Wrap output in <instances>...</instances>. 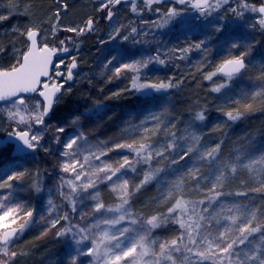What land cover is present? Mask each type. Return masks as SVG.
<instances>
[{"label": "snow or ice", "instance_id": "snow-or-ice-1", "mask_svg": "<svg viewBox=\"0 0 264 264\" xmlns=\"http://www.w3.org/2000/svg\"><path fill=\"white\" fill-rule=\"evenodd\" d=\"M142 2L150 6L161 0H142ZM188 2L189 0H176L177 4ZM120 3L121 0H104L101 7L108 8V20H112V7ZM228 3L229 0H195L191 3V7L197 9L200 16L207 18ZM238 7L240 11H237V8H229L225 11H231L240 17L245 14V11L259 13V24L264 27V4L256 7L250 0H241ZM133 11H137L135 5H133ZM182 12V9L170 8L163 14L157 27L168 26L174 19L180 17ZM10 15L11 12L9 15H0V22L9 19ZM92 24L93 21L89 19L87 21L89 30L92 29ZM64 30L75 31L78 34L84 31L83 28ZM221 30L222 25L217 24L214 31ZM20 34L25 36L28 43L26 50L20 52V58L17 60L19 66L0 70V102H2L0 113H3L13 126L8 132L7 140H0V152L9 150V145L12 146L13 153L29 151L35 153L38 149L48 151L46 144H42L41 141L44 139V133L50 128L53 129L54 142L60 145L58 155L61 160L58 166L60 173L64 175L58 173V178L54 177L56 183L54 188L47 190L46 203L49 213L56 212L50 220L51 227L57 228V225H60L56 235L64 237L70 245H74V251L68 258L70 264H264V218L258 219L254 212L244 211L239 204L235 203L229 205L221 202L217 205L218 210L213 209L209 212L220 196L231 195V193L217 191V188H222L230 176H235L238 169H247L250 173L260 176L259 184L261 189H264V151L251 154L246 160L240 154H237L234 159L227 157L218 159L223 140L214 147L198 150L200 136L195 132H189L186 138H190L191 142L186 150L181 148L179 151L172 152L173 158L168 168L172 178L168 179L167 174L161 177L160 174L164 173L165 169L154 167L151 162L158 157L168 160L165 152L177 147L175 132L171 133V142L166 145L148 143L147 137L143 135L139 139L133 136L130 140L126 136L111 140L99 138L95 141L90 140L91 133L84 130L82 123V120L90 119V113L82 112L66 118H61L59 115L65 94L71 91L70 88H65V84L73 79L72 69L77 67L75 57L68 66L66 76L59 71H55L50 76L52 57L57 51L68 52L69 48L57 49L42 45L39 39L40 31L36 27H28ZM133 34L141 33H137V29L132 27L129 35ZM118 35H120L119 30L116 29L112 38L115 39ZM135 35H133V42L139 43ZM142 35L147 36L148 33L145 31ZM121 39L128 40L129 36L124 35ZM207 39H210V36L197 43L195 47L201 48ZM60 44L63 46L64 41H60ZM239 46L236 41L230 42L232 48ZM246 54L224 59L216 66L215 71L205 76L208 80H212L217 75L225 78L211 91L220 93L222 89L230 87L233 78L247 68L244 60ZM113 60H117V64L113 66L116 76H119L122 71L133 74L130 77L131 88L136 92L149 96L176 86L171 82L152 83L146 79L141 80L142 69L147 68L150 63H165V60L160 58L159 51L154 57L148 55L139 59L129 58L123 63L113 56L108 63L111 64ZM60 76H64L62 81L55 80V77ZM41 77H49V79L41 81ZM28 94H35V97L39 99ZM251 96L264 98V91L254 92ZM241 99L243 97L232 99L231 103L239 105ZM251 107V104H244L243 111L241 108H234L224 112V115L229 121L235 122L241 120L245 111L250 110ZM219 110L223 111L222 108ZM205 112L206 109L198 111L195 119L204 121ZM166 113V108L160 112L150 111L139 124H133L130 118L124 132L125 134L130 130L137 132L142 128L147 133L149 129L144 125L148 121H156L155 127L158 129L160 123H163L161 116ZM54 119L59 123L53 125ZM66 127H71L74 131L68 134ZM172 127H175V124ZM216 127L220 128L221 125ZM61 133L65 134L63 141L58 135ZM122 149L132 153V158L121 154L119 159H102L110 152ZM193 152L196 153L194 160L204 161L215 169L207 189L209 193L214 194L206 197L207 205L203 208L201 206L205 205V200L186 198L189 190L185 188L187 177L194 179L197 187L202 180L207 179L202 175L197 178L196 174L200 172V166L194 163L186 170L171 168V165L178 164L180 160H184ZM95 161H99V164ZM157 162L160 163L159 160ZM137 165H147V170L143 172V178L139 183H133L130 187L129 173H135ZM256 165L260 167L257 168ZM99 173L104 175L100 176ZM23 176L24 171L5 170L4 179L0 180V188L6 185L11 187V181L20 180ZM113 177L116 179L113 180ZM109 181H111L110 184L107 183ZM153 181L158 186L159 195L152 203L166 204V207L163 211L150 212L135 209L133 200L137 193ZM99 184H105L114 194V203L106 205L101 199L102 189ZM32 187L37 194L45 191L39 179ZM54 194L62 198L61 205L67 203L70 211L76 215L70 217L67 211L62 214L57 212L58 206L54 202ZM245 194L236 193V195ZM86 201L94 203L85 205ZM78 204L81 205L79 211ZM225 212L229 214L222 215ZM32 216L33 211L25 208L23 204L14 200L5 204L0 199V229L4 230L0 232V264H12L18 255L16 251L11 250L15 247L13 237H16L18 232L23 233L28 224V218ZM18 220H23V223H19L16 228L11 227L17 224ZM61 220L65 223L60 224ZM169 225L174 226L173 235L162 237L156 233V229L167 228ZM178 253L180 256L176 255Z\"/></svg>", "mask_w": 264, "mask_h": 264}, {"label": "trees", "instance_id": "trees-1", "mask_svg": "<svg viewBox=\"0 0 264 264\" xmlns=\"http://www.w3.org/2000/svg\"><path fill=\"white\" fill-rule=\"evenodd\" d=\"M240 2L241 0H238V3ZM250 2L254 6L259 5L257 0H250ZM35 5L42 11H47L48 8L51 10L59 9L56 0H35ZM165 7L166 3L161 4V7L154 3L148 9L147 16H155L154 13H157V9H162L165 12ZM133 26L137 29V33H141L140 35L133 34L135 39L140 42H133V35H130L129 39L132 41V46L125 52L131 55L133 51L139 52V49H146L156 56L159 50L160 58L165 60L164 64L156 63L153 65L149 75L142 76L141 74V80L144 81L146 79L152 83L160 81L171 82L176 86L166 91L146 96L131 88L130 77L133 75L131 72L122 71L119 76L114 74L113 66L117 64L116 60H113L111 64L107 63L108 65L106 66L102 59L96 61L92 59L90 61L85 60L84 63L80 64L79 75L81 77L78 81L79 84L75 86L72 92L68 93V96L65 95L64 101L60 105L59 115L61 118L88 112L91 118H100L105 123L109 133L118 131L121 136H126L129 140L133 136L139 139L143 135L147 137V142L153 145H166L171 142V133L175 132L177 147L165 152L168 160L158 157L151 162L154 167L164 168L165 172L160 175L164 177L167 174L168 179L172 178V174L168 173L170 160L173 158L172 152L179 151L181 148L186 150V147L191 142L190 138H186L189 132H195L200 136L198 150L214 147L223 140L218 159L221 157L234 159L237 154H240L246 160L249 155L259 154L264 151V98L251 96L254 92L264 91V64H262L264 61L262 60L255 69H252L248 64L243 74L233 78L228 91L221 90L220 93L211 91L213 86L207 81L208 79H205V76L215 71L216 66L224 59L231 58L233 52L238 55L247 53L244 57L255 55L251 53L255 48L254 40L250 41V39L245 40V38H242L238 41L242 44L239 51L230 52L227 48L226 51L216 53L213 60L211 59V53H201L200 55L197 51H193L188 58L183 59L185 61H182L179 54L177 55L178 50L181 46L196 45L202 41L203 38L200 34L187 35L182 28L176 26L171 31H167L166 34L162 33L161 39L163 40L162 46L164 50L162 51L156 47V40L151 39L150 31L147 32V36H144L142 33L147 31V29H143L139 22H135ZM259 30L264 38L263 30L260 28ZM68 36L71 37V41L67 43L68 46H72L73 49H85L86 56H90L91 53L96 54L95 52L101 49L102 45L97 42V38L93 33L74 36L60 31V35L53 33V40H62V38ZM247 43L254 48H246L243 44ZM260 45L256 47L259 52L262 50V46L264 47V40L260 42ZM53 46L55 48L58 47L56 45ZM165 46L166 48H164ZM137 47L140 48L136 49ZM247 49H251V52ZM253 51L256 52V49ZM175 61L177 63L174 64ZM2 66L4 69L13 67L9 61L3 62ZM215 78L225 79L219 75L215 76ZM116 93H119V95H116ZM241 97L243 99H241L239 105L231 103L232 99H240ZM244 104H251L252 107L250 110L245 111L241 120L229 121L224 115V112L234 108H241L243 111L242 105ZM164 108L167 109V113L161 116L163 123H160L158 129L155 127L156 121H148L144 127L148 128L149 132L145 133L141 128L137 132L130 130L125 134V125L130 118L133 124H139L144 117L149 115L150 111L160 112ZM221 108L223 111L219 110ZM204 109H206V119L204 121L196 120L195 114ZM173 124H175V127H172ZM217 125H221V127L217 128ZM128 127L131 129V125ZM186 129L188 130L187 132L185 131ZM8 130L10 129L6 131ZM130 154L133 155L132 153ZM195 156L196 153L193 152L186 156L184 160H180L178 164L171 165V168L186 170L194 163L200 166V172L196 174L197 178L202 175L207 179L202 180L197 187L196 181L191 177H187L185 179V188L189 190L186 198L205 200V205L201 206L203 208L207 205L206 197L214 194L209 193L207 189L210 186V181L213 178L212 173L215 169L204 161L194 160L193 157ZM44 160V158H41L36 161L33 158L24 157L14 161L15 163L10 162L8 165H0V180L4 179L5 168L8 166H10L8 172L24 171L22 179L10 182L11 187L6 185L0 188V195L6 196L11 201H17L23 204L25 208L33 211L31 207L36 203L35 197L37 193L32 185L38 179H41V174L45 168ZM158 160L160 163L157 162ZM19 161L22 162V166L14 167L13 165ZM256 167L259 168L260 165H256ZM145 170H147V165H137V171L129 176L130 187L133 183H139ZM37 173H39V176H37ZM260 179V176L250 173L247 169H238L235 176H230L222 188H217V191L231 193V195L220 196L213 203L209 212L217 209V205L221 202L229 205L235 203L239 204L244 211L254 212L257 218L261 219V217H264V189L260 187ZM238 192L246 194L236 195ZM158 195L159 190L155 181L145 185L133 200L135 209L143 212L163 211L166 204L156 205L152 203ZM146 204L147 206H145ZM37 213L35 208L33 215H37ZM225 213V215L229 214ZM223 223L226 222L223 221ZM173 230L174 226L169 225L167 228L156 229V233L168 237L174 234ZM13 241L18 244V250L21 251L17 253L18 255L14 258L12 264H67L65 262L66 256L58 245L52 247L53 245L45 237L39 235L36 221L30 229L26 228ZM21 253L23 255H20Z\"/></svg>", "mask_w": 264, "mask_h": 264}, {"label": "rangeland", "instance_id": "rangeland-1", "mask_svg": "<svg viewBox=\"0 0 264 264\" xmlns=\"http://www.w3.org/2000/svg\"><path fill=\"white\" fill-rule=\"evenodd\" d=\"M103 2L104 0H79L77 1V3L70 4L67 13L62 15L61 17L60 24L58 26L59 31L78 36L79 34L77 32H69L64 29L83 28L84 31L82 34L86 33L85 31L87 29V21L89 19L97 22V14H99L102 10H105V18L107 17L108 8L101 7ZM157 4L161 7V4L163 3L159 2ZM239 4L240 3H238V0H229V3L223 5V7H221L218 12H214L211 17L205 18L203 16H200L197 9L191 8L188 3L177 4L176 0H172L170 3L166 4L165 12H163L162 9H157V13H154L156 16L155 17L154 15L147 16L148 9L152 7L154 3L150 6H146L145 3L142 2V0H121L120 4L112 7V11H114L115 14L110 24L102 23V25H100V28L98 27L93 32L94 36L97 38V42H100V45H102L101 49L95 52L96 54L91 53L90 56H86L87 53L85 49H73L72 46L69 45L67 47L69 48L68 58L58 60L55 68L53 69V74L55 71H59L64 73V76H66L68 66L71 65V63L73 62L72 58L75 57L77 67L75 69H72L73 79L67 81V83L65 84V88H70V92H72L75 86L79 84L78 81L81 77L79 75L80 64L84 63L85 60L90 61L92 59L93 61H96L102 59L104 60L103 62L106 66L108 65V61L112 60L113 56H116L118 60H121L120 62H125L129 58L139 59L142 56L148 55L154 57L155 55L152 54L151 51H148L146 49H139L140 47L136 48L139 49V52L132 50L133 53L131 55H129L130 53L125 52L132 46V41H130V39L123 40L121 39V37L124 35L130 36L129 34L132 27H134L133 24H135V22H139L142 25L143 29H147L146 32L150 31L149 34L151 36V39L156 40V47L158 49H161L162 51H164L162 46L163 40L161 39L162 33L166 34L167 31H171L173 28H176V26L182 28L187 35L200 34L203 40H205L206 37L210 36V39H207L206 43L199 49H197L193 44L181 46L178 50L177 55L179 54V57H181L182 61H185L183 59L186 57L188 58L193 51H197L198 53H200V55L201 53H211V59L213 60L216 53L226 51L227 48L230 52L239 51L242 44L238 41L242 38H245V40L250 39V41L254 40L255 48L249 43L243 45L246 48L256 49V52L253 51L254 49L252 50V52L251 49H247L249 52L255 55H247L248 58L244 57L251 68L255 69V67L260 64L262 60L264 61V47L262 46V50L260 52L258 48H256L258 47V45H260V42L264 40L259 30L260 28L264 32V27L259 24V13L245 11V14L240 17L235 15L231 11H225V9L229 8H237V11H239ZM133 5H135L137 11H133ZM255 6L257 7L258 4ZM173 7L182 9V15L174 19L168 26L158 28L157 24L161 22L163 14L167 13L168 10ZM10 12L11 15L9 16V19L0 22V49H2V51H0V68L2 70L4 69L2 64L3 62L5 63V61H9L13 65V67L18 65L17 60L20 58V52L26 50V46L28 43L25 36L21 35L20 32H23L28 27H36L39 29L41 34L39 39L42 45H49L51 47H54L53 45H56L58 46V49L62 47V45L60 44L61 39H57L56 41L53 40L52 32L57 18L56 9L51 10L50 8H48L47 11H42L39 7H37V5H35V0H11V2L10 0H0V15H9ZM136 19H138V21H136ZM181 21H183V23ZM217 24L222 25V30L219 32L214 31ZM13 29H18L19 31H14ZM116 29L119 30L120 34H125L118 35L115 37V39H113L112 36L114 34V30ZM231 41H236L240 46L235 48L230 47ZM105 46L106 48L104 49ZM164 48H166V46ZM237 55V53L233 52L231 56L233 57ZM175 63H177V61H175L174 64ZM155 64L156 63H150L147 68L142 69V76L149 75L151 67ZM262 64L264 63L262 62ZM64 76L55 77V80L62 81L64 79ZM207 81H209L211 86L214 87L216 86V84L221 82L222 79L215 78L214 76L212 80ZM222 90L228 91L229 87ZM65 95L68 96L69 94L66 93ZM35 98L39 99V97ZM52 123L53 125H56L59 123V121L53 120ZM82 123L84 125V130L91 133L89 135L90 140L95 141L97 138H99L100 140H111L122 137L118 131L109 133L107 127L105 126V123H103L100 118L90 117V119L82 120ZM12 127L13 126L8 122L7 117L3 113H0V135H3V133H5L7 129H12ZM73 131V128L66 127V132L68 134H71ZM58 135L61 136V140L63 141L65 134L61 133ZM41 143L46 144L48 151L38 149L35 153H32L31 155L25 157L33 158L36 161H39L41 158L45 159V162L43 163L45 165V168L41 174V179L39 180L45 191L37 194V196L35 197L36 203H34L31 208L33 209V212L36 208L38 213L37 215H33L31 218H28V224L24 228L23 232L26 230V228L30 229L36 221V227L39 231V235L45 237L46 240H48L53 245L52 247L58 245L59 249L63 251L64 255L66 256L65 262L67 264H70L68 258L69 255L74 251V245H70L64 237L56 235L57 228L60 227V225L58 224L57 228H53L50 225V220L53 216L56 215V212L49 213L46 203L47 190L49 188H54V185L56 183L54 177L58 178V173L60 175H64L63 173H60L58 166L61 160V157L58 155L60 145L54 142L53 129L50 128L44 133V139L41 141ZM11 147L12 146H9V150L3 151L0 165H8V163L17 161L19 159V157L15 158L12 155ZM121 154L128 155L130 159L132 158V155L129 152L122 149L119 151L110 152L108 156L102 157V159H119ZM21 161L13 166H22ZM95 163L99 164V161H95ZM5 169L6 171H9L10 166L6 167ZM99 175L103 176L104 173H99ZM130 175L131 173H129V176ZM115 179L116 177H113V180ZM107 183L110 184L111 181ZM99 187L102 189L101 199L105 202V204L107 205L114 203V194L110 191V189H108L105 184H99ZM89 191H91V189ZM0 199H2L3 203L5 204L11 202V200L4 195H0ZM53 199L58 206L56 210L57 212H60L62 214L63 212L67 211L70 217L76 215L75 213H72L70 211L67 203L61 205L62 198L58 194H54ZM91 203L94 202L86 201L85 205ZM77 208L79 211L81 205L78 204ZM225 214L226 213H222V215ZM22 222L23 220H18L17 224L12 225L11 227L18 226V224ZM64 223L65 222L61 220L60 224ZM213 225L215 226L214 221ZM2 231L4 230L0 229V232ZM162 237L167 236L162 235ZM11 250L16 251L17 253L21 251L18 250L17 243H15V247Z\"/></svg>", "mask_w": 264, "mask_h": 264}, {"label": "water", "instance_id": "water-1", "mask_svg": "<svg viewBox=\"0 0 264 264\" xmlns=\"http://www.w3.org/2000/svg\"><path fill=\"white\" fill-rule=\"evenodd\" d=\"M66 1V0H65ZM68 1H75V0H68ZM127 1H132V0H127ZM163 3L165 2V3H169V2H171L172 0H161ZM195 2V0H189V2H188V4L191 6V3H194ZM263 4H264V2H263ZM261 5V4H260ZM259 5V6H260ZM258 6V7H259ZM191 8H193V7H191ZM193 9H195V8H193ZM260 15V14H259ZM60 20H61V16H58L57 18H56V24H55V29H57L58 28V26H59V24H60ZM40 36H41V34H40ZM68 39H70L69 37L68 38H64L63 40L65 41V40H68ZM48 47H50V48H53V47H51V46H49V45H47ZM64 47H66V46H64ZM68 55H69V52H62V51H60V52H57L56 53V55H54L53 57H52V64H51V70H50V76L52 75V73H53V69H54V67H55V64H56V62H57V60H58V58H66V57H68ZM245 60V59H244ZM245 63H246V65H247V62H246V60H245ZM19 66V65H18ZM17 66V67H18ZM247 69V68H246ZM245 69V70H246ZM0 70H2L1 68H0ZM4 70V69H3ZM244 70V71H245ZM244 71H242V73L241 74H243L244 73ZM241 74H239V75H241ZM41 79V81H45V80H48L49 79V77H41L40 78ZM28 95H31V96H35V94H28ZM0 103H2V102H0ZM10 132V131H9ZM7 137H8V132H6V134L5 135H0V140H7ZM13 143H15V142H13ZM29 154H31V152L29 151L28 153H13L12 152V155L14 156V157H16V158H18V157H24V156H29ZM2 152H0V159L2 158ZM17 226H13V228H16ZM21 235V233H17V236L16 237H13V240L14 239H16L17 237H19ZM10 243H11V241H10Z\"/></svg>", "mask_w": 264, "mask_h": 264}, {"label": "flooded vegetation", "instance_id": "flooded-vegetation-1", "mask_svg": "<svg viewBox=\"0 0 264 264\" xmlns=\"http://www.w3.org/2000/svg\"><path fill=\"white\" fill-rule=\"evenodd\" d=\"M57 1V3H58V5L59 4H63V5H66V4H73V3H77V1H79V0H75V1H68V0H56ZM257 2H259V5L260 4H263V2H264V0H257ZM113 12V16H112V18L114 17V14H115V12L114 11H112ZM107 13H108V11H107ZM105 10H102V11H100V13L99 14H97V16H98V19H97V22H95L94 20H92L93 21V24H92V29L91 30H89L88 28L86 29V33H84V34H82V35H89V33H93L94 32V30L95 29H97L100 25H102V23H107V24H110V22L112 21H110V20H108L107 19V17L105 18ZM106 24V25H107ZM99 25V26H98ZM53 33L55 34V35H60V31H59V28H57V29H55V27H54V29H53ZM64 38H62V40L61 41H64L63 40ZM66 41L67 40H65L64 41V45L62 46V47H64V46H68V42L66 43ZM58 49V48H57ZM57 52H59V51H57ZM58 59H60V58H58ZM12 130V129H11ZM10 130V131H11ZM9 131V130H8ZM9 146H11V145H9Z\"/></svg>", "mask_w": 264, "mask_h": 264}, {"label": "bare ground", "instance_id": "bare-ground-1", "mask_svg": "<svg viewBox=\"0 0 264 264\" xmlns=\"http://www.w3.org/2000/svg\"><path fill=\"white\" fill-rule=\"evenodd\" d=\"M68 7H69L68 4H66V7L63 4H59V9L56 10V14L59 13V15H57V17L58 16L62 17V15L66 14L68 11ZM62 59H66V58H62Z\"/></svg>", "mask_w": 264, "mask_h": 264}]
</instances>
